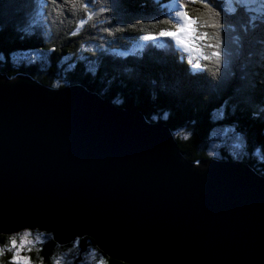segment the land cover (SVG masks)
I'll return each instance as SVG.
<instances>
[{"label": "water", "instance_id": "1", "mask_svg": "<svg viewBox=\"0 0 264 264\" xmlns=\"http://www.w3.org/2000/svg\"><path fill=\"white\" fill-rule=\"evenodd\" d=\"M24 229L131 264H264V176L190 162L168 126L81 84L0 73V233Z\"/></svg>", "mask_w": 264, "mask_h": 264}, {"label": "trees", "instance_id": "2", "mask_svg": "<svg viewBox=\"0 0 264 264\" xmlns=\"http://www.w3.org/2000/svg\"><path fill=\"white\" fill-rule=\"evenodd\" d=\"M249 2L213 0L231 13L224 15L223 35L233 62L230 68L221 66L217 75L214 62L203 60L208 68L191 73L189 54L169 38L140 39L170 27L163 21L173 0H94L93 10H110L96 13L73 36L69 33L84 13L73 15L71 0H56L59 14L51 0H0V73L11 79L26 74L55 89L81 84L116 106L139 110L150 122L168 126L190 162L235 161L264 176V19H252L258 13L247 7ZM188 7L198 14L201 6ZM109 27L113 36L100 31ZM220 77L224 80L218 84ZM31 231L44 234L43 244L25 253L34 261L42 257L43 264L57 259L61 264H96L86 260L91 250L103 264H131L106 255L90 236L63 246L49 232ZM10 235L0 233V245ZM40 247L43 251L37 252Z\"/></svg>", "mask_w": 264, "mask_h": 264}, {"label": "snow or ice", "instance_id": "3", "mask_svg": "<svg viewBox=\"0 0 264 264\" xmlns=\"http://www.w3.org/2000/svg\"><path fill=\"white\" fill-rule=\"evenodd\" d=\"M67 2V0H65ZM159 0H157V3ZM54 6V10L59 14V8L56 4V0H51ZM94 3V0H85V2H80V0H71V9L73 10V15L79 11H83L84 18H80L69 35H79L77 29H82L84 25L93 19L96 15L92 11L90 5ZM256 0H252L251 4H247L248 8H252ZM262 5L256 8L255 11L258 13L257 17H253L255 20L257 18L264 19V0H259ZM189 4H199L200 10L198 14H191L189 11ZM172 11L166 15L169 17L163 21L164 24L170 27L161 28L156 33L144 34L140 39L146 42L156 41L160 38H169L174 41L178 49H182L184 52L188 53L187 63L190 66V72L196 74L198 71H203L208 68V64L201 63L203 61H211L215 64V74L219 75L221 66L230 68L233 62L232 52L229 49L227 52L224 47V31L226 28V21L224 15L227 10L221 8L220 5L214 4L213 0H173V3L169 4ZM110 9L100 8V13L109 11ZM111 23V21H109ZM255 26V25H253ZM228 30H232L230 24L227 25ZM211 29V31H209ZM123 31L124 29H119ZM101 32H106L108 36L114 35V29L102 28ZM104 37L101 36V40ZM239 37H236L237 43H239ZM143 49V45L139 46ZM103 49V45H101ZM50 51H55L52 48ZM96 51V49H93ZM123 55V53H121ZM224 77H220L217 83H222ZM235 131V128L231 129ZM237 137L241 138V134L237 133ZM211 156L212 153H209ZM43 244V241L39 237L32 238L31 229H25L21 233H13L8 238V243L5 245H0V264H43V258L38 257V260L34 261L31 255H25V251L31 253L35 248L37 243ZM78 240L76 242L78 246ZM37 252L43 251L40 247L36 249ZM11 253L7 260L4 258ZM54 264H61V261L57 259Z\"/></svg>", "mask_w": 264, "mask_h": 264}, {"label": "rangeland", "instance_id": "4", "mask_svg": "<svg viewBox=\"0 0 264 264\" xmlns=\"http://www.w3.org/2000/svg\"><path fill=\"white\" fill-rule=\"evenodd\" d=\"M250 4L252 3V2H249ZM262 5L259 3V0H258V2H256V3H254L253 4V6H252V8L253 9H256V8H259V7H261ZM90 7H91V9L93 10V4H91L90 5ZM93 11H95V13H97V14H99L100 16H101V14L102 13H100V11H99V8H97L96 10H93ZM148 46H149V44H148ZM130 110H132V109H130ZM239 143H240V140H239ZM209 160H211V159H209ZM199 164V163H198ZM205 166V165H204ZM24 231V230H23ZM22 230H21V232H23ZM21 232H19V233H21ZM37 237H39L40 238V240L42 239L43 240V238H44V234L43 233H33V231H32V238H37ZM61 245V244H60ZM64 246V245H63ZM25 255H27L26 253H24ZM66 255H67V252L65 253V252H63L62 254H61V256H63V257H66ZM86 260H90L91 262H93V263H96V264H103L104 262H103V259H102V257L101 256H99V253L98 252H96L95 250H91L89 253H88V255L86 256Z\"/></svg>", "mask_w": 264, "mask_h": 264}, {"label": "bare ground", "instance_id": "5", "mask_svg": "<svg viewBox=\"0 0 264 264\" xmlns=\"http://www.w3.org/2000/svg\"><path fill=\"white\" fill-rule=\"evenodd\" d=\"M187 159V158H186ZM25 230V229H24Z\"/></svg>", "mask_w": 264, "mask_h": 264}]
</instances>
